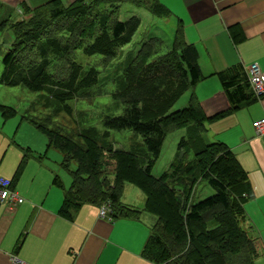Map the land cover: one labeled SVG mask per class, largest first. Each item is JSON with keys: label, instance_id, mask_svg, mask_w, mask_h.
<instances>
[{"label": "trees", "instance_id": "16d2710c", "mask_svg": "<svg viewBox=\"0 0 264 264\" xmlns=\"http://www.w3.org/2000/svg\"><path fill=\"white\" fill-rule=\"evenodd\" d=\"M117 1L123 0H77L65 7L54 0L34 10L25 9L24 13L30 14L26 19L0 22V31L8 29L13 37L3 54L0 85L46 91L57 104L92 87L97 83V70L83 72L70 61L72 53L82 48L85 54L111 61L132 42L141 25L137 16L119 19ZM124 1L147 6L157 18L168 16L167 10L150 0ZM160 44L159 38H148L128 59L114 81L113 97L123 104L122 113L103 119L107 130H130L139 135L140 147L115 149L105 140L84 134L83 140L75 139L50 127L51 116L33 115L38 110L33 103L20 117L44 135L47 149L55 148L62 155L60 167L71 182L64 191L60 214L69 217L83 204L99 207L107 203L112 218L138 219L142 212L153 215L156 222L142 253L153 264H255L259 256L256 240L243 227L244 202L250 194L246 171L226 145L204 140L209 119L194 95L185 107L171 111L202 79L197 50L184 40L180 24L170 49L156 56ZM57 66L63 73L58 74ZM217 77L234 108L256 100L244 68H230ZM65 109L70 112L67 106ZM0 111L4 119L16 113L4 105ZM178 128L186 129L187 136L181 138L167 169L155 177L152 169L164 139ZM29 156L25 149L15 178ZM107 158L112 164L109 172L105 170ZM201 182L213 194L194 199ZM125 184L143 193L142 209L121 202ZM53 185L63 188L57 176Z\"/></svg>", "mask_w": 264, "mask_h": 264}, {"label": "crops", "instance_id": "0c3cea01", "mask_svg": "<svg viewBox=\"0 0 264 264\" xmlns=\"http://www.w3.org/2000/svg\"><path fill=\"white\" fill-rule=\"evenodd\" d=\"M52 1L0 0V22H15L25 9ZM59 1L68 6L77 0ZM150 2L167 10L174 32L180 24L184 40L197 50L202 79L182 95L183 104L194 95L209 119L204 137L231 149L246 171L250 194L244 202L243 227L256 240L259 256L255 264H264V134L256 135L252 127L264 117V94L234 108L217 77L219 72L250 64L264 72V0ZM12 38L10 30L0 31V65ZM5 120L0 111V178L12 182L23 202L13 208L0 205V264H11V257L24 264H153L142 255L156 222L153 215L142 212L138 219L108 220L99 217L100 206L88 203L69 217L61 215L64 191L69 187L53 185L54 177L59 176L36 154L27 157L15 178L27 148L4 131ZM127 185L131 184L124 185L122 194Z\"/></svg>", "mask_w": 264, "mask_h": 264}, {"label": "rangeland", "instance_id": "374dc122", "mask_svg": "<svg viewBox=\"0 0 264 264\" xmlns=\"http://www.w3.org/2000/svg\"><path fill=\"white\" fill-rule=\"evenodd\" d=\"M117 2V17L119 19L125 20L130 16H137L141 20V25L132 42L120 51L117 58L111 61H105L103 56L98 54H85L82 48L75 50L70 57V61L77 66H81L83 72L88 71L90 68L97 70V83L92 87L81 91L77 97L67 100L65 103L57 104L51 101V94L46 93V91L31 92L21 86L5 87L0 85V105L10 107L16 112L14 116L5 120L4 131L11 139L15 138L21 147L29 149L32 155H39L48 169H52L59 176L63 187L66 188L70 185V176L59 166L62 161L61 153L55 148L47 149V141L44 135L36 130L30 122L21 120L20 117L26 114L25 111L33 103L37 105L38 109L37 113L35 112L36 114L33 115L39 118H44L47 115L51 116L52 123L50 127H58L63 134H68L75 139L83 140L84 134L90 138L105 140L112 144L115 149L130 150L132 147H140L143 144L142 138L133 131L107 130L103 125L105 117H116L123 110V104L113 97L116 90L114 81L121 75L128 59L135 54L142 41L151 37L162 40L156 55L159 56L170 49L173 40L174 28L171 23H168V17L158 19L145 7L139 8L126 3L124 0ZM29 16V13L25 14L23 12L18 20L26 19ZM55 70L58 71V74H61L63 68L57 66ZM1 71L2 65H0V74ZM183 102H185L184 96L175 103L171 111L185 107L186 104H183ZM66 106L70 112L66 111ZM89 130H93L95 133H87L86 131ZM186 136V129L184 128H178L167 133L159 159L152 169L153 176L158 177L167 169L176 154L178 143L181 138ZM204 140L209 142L206 136ZM190 158H192V153ZM107 160L109 162L106 164L105 170L109 172L112 170V164L110 159L107 158ZM200 194L204 199L211 196L213 191L201 182L196 187L194 199H197ZM122 195L121 199L127 205H137L141 208L144 204L145 197L143 193L133 185H127Z\"/></svg>", "mask_w": 264, "mask_h": 264}, {"label": "built area", "instance_id": "2783aa9c", "mask_svg": "<svg viewBox=\"0 0 264 264\" xmlns=\"http://www.w3.org/2000/svg\"><path fill=\"white\" fill-rule=\"evenodd\" d=\"M250 88L256 98L264 94V72L260 70L257 64H250L244 68ZM256 135L264 134V117L252 123ZM23 202L17 192L12 187V182L0 178V205L6 204L13 208ZM99 217L112 220L108 204L100 206ZM11 264H24L15 257H11Z\"/></svg>", "mask_w": 264, "mask_h": 264}]
</instances>
